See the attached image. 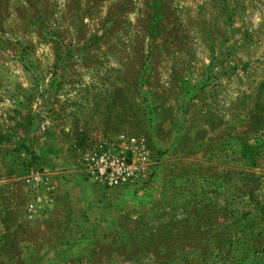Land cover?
<instances>
[{"label": "rangeland", "instance_id": "obj_1", "mask_svg": "<svg viewBox=\"0 0 264 264\" xmlns=\"http://www.w3.org/2000/svg\"><path fill=\"white\" fill-rule=\"evenodd\" d=\"M109 147L114 188L78 164ZM0 264H264V0H0Z\"/></svg>", "mask_w": 264, "mask_h": 264}, {"label": "built area", "instance_id": "obj_2", "mask_svg": "<svg viewBox=\"0 0 264 264\" xmlns=\"http://www.w3.org/2000/svg\"><path fill=\"white\" fill-rule=\"evenodd\" d=\"M124 149L113 150L109 147L86 150L80 155L78 164L89 180L105 188L122 186L129 183L137 173V167L127 158ZM23 183L26 188L38 190L45 187L51 194L56 191L54 182L40 171L25 175ZM28 206L31 207V203Z\"/></svg>", "mask_w": 264, "mask_h": 264}, {"label": "crops", "instance_id": "obj_3", "mask_svg": "<svg viewBox=\"0 0 264 264\" xmlns=\"http://www.w3.org/2000/svg\"><path fill=\"white\" fill-rule=\"evenodd\" d=\"M61 151L57 154H51L48 155L46 153H43L45 156H49L52 159V161H55V158L57 155H59ZM69 159V157H68ZM76 165L73 163L71 159L65 160L62 162V164L58 166H51L50 167V176L51 180L54 182L56 186V190L60 187H66L69 186L75 181L77 178V171H76ZM58 194L57 191L54 192V195ZM53 195V194H52ZM53 195V196H54ZM38 200H40V203H38V207H42L45 205V200L42 195H37ZM51 200L50 204H47L50 208L53 206L54 203H56V200ZM47 203V202H46ZM46 213L42 216L40 215L38 210H35L33 214L30 215V217L24 218V224L22 229V235H23V243L29 244L33 243L36 247V249L39 247L41 249V246L45 247L48 245H51V243L55 242L56 234L58 231H56V221L54 219L55 216L50 217ZM63 217V216H62ZM48 220V222H46ZM44 222V226L42 225ZM50 222V223H49ZM46 225V226H45ZM49 225V226H47ZM53 236V238H51ZM58 239V238H57ZM48 248V249H46ZM45 249V250H43ZM41 249V253L46 254L47 252L51 251V248L45 247Z\"/></svg>", "mask_w": 264, "mask_h": 264}, {"label": "trees", "instance_id": "obj_4", "mask_svg": "<svg viewBox=\"0 0 264 264\" xmlns=\"http://www.w3.org/2000/svg\"><path fill=\"white\" fill-rule=\"evenodd\" d=\"M61 150L57 149L55 147L49 146V148L46 151V154L51 155V154H57L59 153Z\"/></svg>", "mask_w": 264, "mask_h": 264}]
</instances>
